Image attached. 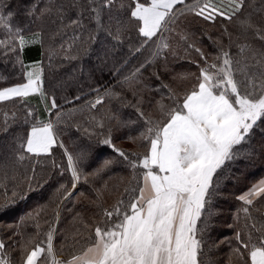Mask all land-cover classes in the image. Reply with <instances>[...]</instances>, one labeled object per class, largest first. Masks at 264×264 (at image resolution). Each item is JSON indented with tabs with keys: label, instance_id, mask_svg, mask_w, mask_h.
Segmentation results:
<instances>
[{
	"label": "snow or ice",
	"instance_id": "obj_1",
	"mask_svg": "<svg viewBox=\"0 0 264 264\" xmlns=\"http://www.w3.org/2000/svg\"><path fill=\"white\" fill-rule=\"evenodd\" d=\"M252 6L249 0H59L47 3L32 0L24 10V20L17 23L19 13L5 12L0 3V53L5 58L14 57L13 66L18 64L25 68L21 53L28 46L43 44L42 30L32 28L42 21L54 26L51 39L63 35L69 28L80 33L88 31L87 40L77 34L67 47L62 44L61 50L65 53L77 41H97L99 33L121 43L130 30L139 38L138 46L130 54H138L145 47L154 48L151 59L122 82L129 85L135 82L130 88L132 100L106 91L88 105L90 110H96L103 105L105 96L114 97L125 107L135 109L137 121H120L114 115L99 118L92 115L93 127L77 126V131L87 137L88 144L70 151L58 137L60 106L55 96H51L48 110H57L56 120L31 123L30 130L15 136L8 145L10 157L6 159L11 162L0 164V195L4 199L0 209L27 198L36 182L40 158L53 157L54 149L63 150L61 155L66 163L61 165L53 159L52 166L59 169L61 175L70 174L71 190L63 184L57 189L62 195L61 202L72 198L81 182L87 184L89 177L98 176L115 164L128 167L136 181L131 190L125 189L128 201L121 199L112 209H103L104 219L94 228L85 224L89 232L85 245L66 260L56 258L54 247L60 218V204H57L56 223L49 226L44 240L30 236L13 243L12 237L7 241L0 238V264H224L216 257L225 244L229 246L227 264H264V213L256 207L257 198L264 201V179L237 197L242 206L236 211L235 220L242 222V227L235 230L233 240L210 238L212 201L219 181L238 159H251L256 154L252 142L257 130H264V19L257 22L252 13L244 15L245 9ZM260 11L264 12V8ZM189 16L206 25L220 22L236 25L241 34L251 33L262 46L237 43L228 27H223L216 38L202 30V35L216 48V53L211 55L205 54L187 32L177 33L186 45L185 52L194 51L198 55V60L190 61L198 68V75L182 96L169 85H161L168 89L171 103L165 105L163 98L156 101L162 118L155 121L142 109L144 98L140 92L147 85L139 76L147 66L156 65L161 57L160 66L167 72L168 55L176 56V53L164 33L175 32L173 25L181 17ZM225 38L229 41L227 46L223 43ZM233 46L237 49L235 53L231 51ZM53 54L54 49H50V60ZM109 54L106 49L104 55ZM65 58L76 57L66 55ZM32 67L35 70L26 72V83L0 88V102L26 104L33 93H39L49 102L42 87L43 69L39 65ZM152 75L160 79L159 72L154 71ZM187 78V75L179 77ZM0 79L6 78L0 76ZM33 116V111L27 109L23 123L29 124L28 118ZM3 117L0 132L7 133L16 123V114L13 112L9 119L5 112ZM113 120H117V128L143 122L138 135L127 137L132 144L143 148V152L116 146ZM94 142L111 149L116 158L104 159L95 171L87 172ZM29 160L34 163L21 175L24 162ZM39 215L40 210L29 212L21 222L36 220ZM35 227L39 236L38 221ZM16 235L18 233L12 234Z\"/></svg>",
	"mask_w": 264,
	"mask_h": 264
},
{
	"label": "trees",
	"instance_id": "obj_2",
	"mask_svg": "<svg viewBox=\"0 0 264 264\" xmlns=\"http://www.w3.org/2000/svg\"><path fill=\"white\" fill-rule=\"evenodd\" d=\"M31 2L32 0H0L5 12L11 10L19 13L16 18L17 23L24 20V10L29 7ZM40 2H59V0H40ZM249 3L253 6L246 8L244 15L252 13L257 22L264 19V12L260 11L264 8V0H249ZM173 27L175 32L164 33L172 50L176 53V56L168 55L167 72H164L160 66L163 63V57H161L156 65L147 66L139 76L142 83L147 85V88L140 92L144 98L142 109L147 116L155 121L162 118L156 101H161L163 98L162 102L165 105L171 103L168 100V89L161 85H169L182 96L187 89L192 87L195 83V75H198V68L190 61L198 60L199 57L194 51L185 52L186 45L177 33L187 32L205 54L211 55L216 53V48L209 39L202 35V30H206L208 35L216 38L220 35L223 27H228L237 43H250L254 47L262 46V42L254 39L251 33L243 35L236 25L227 22L206 25L189 16L181 17ZM32 28L33 30H42L43 44L28 46L24 49L21 58L25 68H21L18 64L13 66L14 57L5 58L0 53V76L6 78L0 79V88L26 82V72L30 68V63L35 62L43 69L42 87L49 97V102H45V97L39 93L30 95L26 104L19 101L15 103L0 102V124L3 122L5 112L8 113L9 119L13 112L16 114V123L12 124L9 131L7 133L0 132V164L11 162L10 159H6L10 157L8 145L11 144L15 136L22 134L24 130H30L31 123L56 120L54 113L57 110H52V112L48 110L51 96H55L60 106L58 137L70 151H75L78 147L88 144L87 137L82 131H77V126L81 128L93 127L90 121L92 115H96L98 118L114 115L120 121H137L135 109L125 107L120 99L114 97L105 96L103 105L98 106L96 110H90L88 107L89 102L94 101L97 95L104 96L106 91L119 93L127 100L133 99L130 88L135 86V82L132 85L122 82L142 63L151 59V53L154 51L152 47H145L138 54H130L133 48L139 44V38L134 30L126 32L121 43L99 33L97 41L89 43L77 41L71 50L65 53L61 50L62 44L67 47L72 43L74 35L77 34L87 40L88 31L80 33L79 30L69 28L63 35H57L55 39H51L50 34L54 26L47 21L37 22L32 25ZM223 43L227 46L228 39L225 38ZM113 45H115V51H112ZM50 49H54L51 60L49 59ZM85 49L88 50L85 51ZM106 49L110 53L108 56L104 55ZM231 51L235 53L236 47L233 46ZM66 55L76 58L66 59ZM154 71L160 73L159 80L152 75ZM182 75H187L188 78L179 79ZM173 77H177V79H173ZM76 96H79L80 99L75 100ZM67 101H71V103ZM29 108L33 111L34 116L28 118L29 124H24L25 113ZM117 120L112 121L113 142L116 146L126 151L143 152V148L132 144L127 139L129 135H138L142 130L143 122L138 121L127 128H117ZM252 145L256 149V154L251 159L246 157L238 159L225 170L219 181L216 195L212 201L214 213L210 232L212 240H233L235 230L242 227V222L237 223L235 220L236 211L242 206V202L237 197L264 177V130H257ZM62 151V149H54L53 157L40 158L41 163L36 166V182H33V190L28 192L26 199L18 200L13 206L0 209V238L7 241L9 237H12L13 243L27 240L30 236L38 241L44 240V234L49 226L56 223L54 213L57 204H60V218L56 224L58 231L54 239V247L56 256H62V259L66 260L70 258L73 251L85 245L89 232L84 225L87 224L94 228L104 219L103 209H112L121 199L127 202L129 194L125 192V189L131 190L136 186V181L128 167L115 164L98 176L89 177L87 184L81 182L76 194L69 200L61 202L62 195L57 192V189L63 184L71 190L70 174L65 172L61 175L59 169L52 166L51 161L54 159L58 164H65L61 155ZM92 151L91 166L86 168L87 172L95 171L104 159L116 158L111 149L106 146H97L95 142ZM33 163L34 161L31 160L25 161L20 174L22 175L24 170L29 169ZM24 190L27 191L26 186ZM80 193H84V195L81 196ZM257 200L256 207L260 208L261 213H264V201H260L259 198ZM3 204V196L0 195V205ZM36 210H40V215L36 220L26 219L21 222L27 213H35ZM254 215L259 217L260 213H254ZM37 221L40 225L39 236L36 235L35 224ZM229 225H233V227L230 228ZM14 232L18 235L13 237ZM228 253L229 246L222 245L216 258L227 264Z\"/></svg>",
	"mask_w": 264,
	"mask_h": 264
},
{
	"label": "crops",
	"instance_id": "obj_3",
	"mask_svg": "<svg viewBox=\"0 0 264 264\" xmlns=\"http://www.w3.org/2000/svg\"><path fill=\"white\" fill-rule=\"evenodd\" d=\"M27 71H29V70H27ZM26 82H27V81H26ZM26 82H24V83H26ZM14 86H15V85H14ZM33 94H36V93H33ZM30 95H32V94H30ZM261 179H264V177L261 178ZM258 182H259V180H258L256 183H258ZM256 183H255V184H256ZM246 192H247V191H246ZM244 193H245V192H244ZM244 193H243V194H244ZM56 258L59 259V260H63V259H62V256H56Z\"/></svg>",
	"mask_w": 264,
	"mask_h": 264
},
{
	"label": "rangeland",
	"instance_id": "obj_4",
	"mask_svg": "<svg viewBox=\"0 0 264 264\" xmlns=\"http://www.w3.org/2000/svg\"><path fill=\"white\" fill-rule=\"evenodd\" d=\"M35 65H38L37 63H30V68L28 69L29 71H34L35 70V68L34 67H32V66H35Z\"/></svg>",
	"mask_w": 264,
	"mask_h": 264
}]
</instances>
